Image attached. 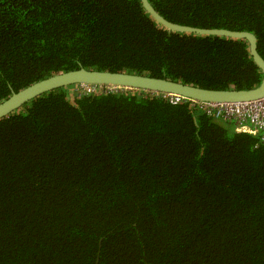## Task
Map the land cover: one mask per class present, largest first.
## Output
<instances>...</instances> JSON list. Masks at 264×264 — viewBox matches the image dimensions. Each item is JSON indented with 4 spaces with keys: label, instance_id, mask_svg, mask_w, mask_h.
I'll return each instance as SVG.
<instances>
[{
    "label": "trees",
    "instance_id": "16d2710c",
    "mask_svg": "<svg viewBox=\"0 0 264 264\" xmlns=\"http://www.w3.org/2000/svg\"><path fill=\"white\" fill-rule=\"evenodd\" d=\"M149 1L173 23L251 32L264 58V0ZM82 67L206 89L264 79L248 41L169 30L141 0H0V103ZM74 86L0 120V264H264V132Z\"/></svg>",
    "mask_w": 264,
    "mask_h": 264
},
{
    "label": "water",
    "instance_id": "95a60500",
    "mask_svg": "<svg viewBox=\"0 0 264 264\" xmlns=\"http://www.w3.org/2000/svg\"><path fill=\"white\" fill-rule=\"evenodd\" d=\"M141 1L145 10L158 23L169 30L197 35L244 39L248 41L250 44V53L255 63L260 68V72L264 75V58L258 52V40L255 34L247 31L204 29L173 23L165 19L149 0ZM74 85L107 86L115 89L174 94L198 102L211 103H250L264 99V79L258 87L252 89H206L166 78H156L149 75L128 72L117 73L99 71L82 67L80 69L50 76L39 82L33 83L19 92H13L8 99L0 103V120L43 94Z\"/></svg>",
    "mask_w": 264,
    "mask_h": 264
},
{
    "label": "built area",
    "instance_id": "2783aa9c",
    "mask_svg": "<svg viewBox=\"0 0 264 264\" xmlns=\"http://www.w3.org/2000/svg\"><path fill=\"white\" fill-rule=\"evenodd\" d=\"M107 88L109 90L114 89L112 87ZM96 89L97 86L86 87L89 93L96 91ZM165 96L169 98V102L172 105L191 102L193 107L198 108L208 116L215 119L234 121L236 124V131L239 133L257 135L260 132H264V99L250 103H211L198 102L174 94H167Z\"/></svg>",
    "mask_w": 264,
    "mask_h": 264
},
{
    "label": "rangeland",
    "instance_id": "374dc122",
    "mask_svg": "<svg viewBox=\"0 0 264 264\" xmlns=\"http://www.w3.org/2000/svg\"><path fill=\"white\" fill-rule=\"evenodd\" d=\"M83 88H85V86H74L73 88H71L70 89V94H73V93H76V92H78L80 89H83Z\"/></svg>",
    "mask_w": 264,
    "mask_h": 264
},
{
    "label": "clouds",
    "instance_id": "9594fccd",
    "mask_svg": "<svg viewBox=\"0 0 264 264\" xmlns=\"http://www.w3.org/2000/svg\"><path fill=\"white\" fill-rule=\"evenodd\" d=\"M81 86V85H80ZM87 86H85V88H86ZM105 87H107V86H105ZM115 89V88H114ZM163 95H167V94H163Z\"/></svg>",
    "mask_w": 264,
    "mask_h": 264
}]
</instances>
